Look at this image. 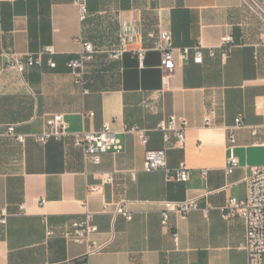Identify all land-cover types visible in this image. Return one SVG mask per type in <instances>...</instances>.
I'll list each match as a JSON object with an SVG mask.
<instances>
[{
	"label": "crops",
	"instance_id": "obj_1",
	"mask_svg": "<svg viewBox=\"0 0 264 264\" xmlns=\"http://www.w3.org/2000/svg\"><path fill=\"white\" fill-rule=\"evenodd\" d=\"M76 1L0 0V210L9 214L0 224V264H248L246 222L225 218L223 208L231 197H246L252 168L264 166V21L243 0H88L81 22ZM122 21L139 33L122 59L113 60L109 52L119 44ZM160 30L172 31L176 49L167 83L156 48ZM228 34L236 45L223 61L217 48ZM83 40L97 50L87 65L88 93L66 66ZM198 44L203 63L193 51L180 57V49ZM48 46L55 54L45 55L42 67L24 74L5 68L4 52ZM142 49L143 64L135 53ZM56 113L65 114L71 133L98 132L110 122L123 149L94 164L71 135L39 142L35 135ZM173 115L188 128L183 147L171 140L167 161L170 168L186 162L192 170L187 183L144 171L147 150L165 147L159 124ZM237 118L246 124L236 130L240 167L227 175L229 128ZM9 125L27 135L25 142L8 134ZM133 126L148 130V143L126 131ZM108 172L115 181L91 194ZM188 199L201 208L186 218L173 213L164 225L161 202ZM123 200L131 220L114 213V203ZM87 211L102 246L91 255L87 243L69 236L72 221Z\"/></svg>",
	"mask_w": 264,
	"mask_h": 264
},
{
	"label": "built area",
	"instance_id": "obj_2",
	"mask_svg": "<svg viewBox=\"0 0 264 264\" xmlns=\"http://www.w3.org/2000/svg\"><path fill=\"white\" fill-rule=\"evenodd\" d=\"M263 21H264V0H243ZM79 18L81 22L87 20L89 15L88 0L76 1ZM137 27L128 21H122L119 33L118 46L109 52V57L113 60H120L124 54L130 50V44L138 35ZM236 45V39L232 35H225L221 39L218 50L223 61H226ZM156 48L161 52V67L164 72V82L167 83L170 73L176 66V49L174 47V37L170 30H160L157 36ZM217 49L211 48L209 54L215 56ZM146 49L135 51L139 61L143 64L146 57ZM194 52V60L196 63H203L204 60V47L198 44L193 47H185L180 49V57L188 59L191 52ZM97 52L94 44L90 41L83 40L81 42L80 50L77 57L71 58L66 62V66L72 72L76 84L86 89L87 84V65L94 58ZM55 50L52 46L44 48L38 53L17 54L13 52H4L5 68L14 69L20 74L29 67H42L44 64L45 55H54ZM49 65L52 68L57 67V63L53 58L49 59ZM89 92L88 89L85 90ZM87 116L94 115L93 113L86 114ZM207 125H211L210 117L205 118ZM246 127L242 118H237L235 125L229 129L228 137V150L229 157L225 167L227 175H231L237 168L240 167V159L236 153L237 137L236 130ZM188 128V121L185 118L178 116H171L168 120L162 121L158 129L164 133L165 147L159 150H147L144 160L145 172L162 171L165 173L167 180H175L182 183H187L191 180L192 170L182 162L177 168H170L167 161V151L172 147L171 140L176 139V145L183 147L186 141V130ZM126 131L135 132L138 134L142 143L146 144L149 141L148 130L133 126L127 128ZM256 133V128H253ZM8 134L15 137L20 142H25L27 135L16 132L15 125L8 126ZM73 136L74 145L82 149L85 160L94 164H99L102 161V155L108 151L116 153L121 152L123 145L117 137L116 132L113 130L110 122L104 124L102 130L98 132H70V124L67 121L65 114L56 113L50 116L46 121V127L42 133L35 135L39 142L46 143L50 139H62L66 136ZM264 146V140L261 143ZM136 172L132 175L135 176ZM206 175V172H204ZM115 181V173L108 172L101 175V184L93 185L89 188L91 194L98 193L101 186L104 184H112ZM247 195L245 198L231 197L229 198L226 206L223 208L225 218L229 219L233 216H240L246 222V240L244 249L248 255V264H264V166L252 168L251 174L246 179ZM162 204V222L164 225L169 224V220L173 213L178 214L182 218L193 211L201 208L197 199H188L184 201L165 200ZM113 204L105 205L104 210L110 211ZM114 213L123 215L128 220L133 218L126 201L114 203ZM25 206H22V210ZM8 212L0 210V224L6 225L8 222ZM72 231L69 234L76 242L87 243L89 245L88 255L100 252L102 246L99 245L95 239L98 232V226L93 222V213L87 211L84 218L81 220H74L71 223ZM52 231H49V235ZM174 241L176 246L179 243L178 233L174 234ZM82 264V263H77Z\"/></svg>",
	"mask_w": 264,
	"mask_h": 264
}]
</instances>
